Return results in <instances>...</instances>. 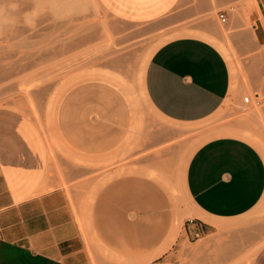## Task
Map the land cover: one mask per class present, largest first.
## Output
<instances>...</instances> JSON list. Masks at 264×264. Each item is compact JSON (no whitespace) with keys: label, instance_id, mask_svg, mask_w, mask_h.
<instances>
[{"label":"rangeland","instance_id":"rangeland-1","mask_svg":"<svg viewBox=\"0 0 264 264\" xmlns=\"http://www.w3.org/2000/svg\"><path fill=\"white\" fill-rule=\"evenodd\" d=\"M4 7L0 107L28 116L43 134L49 167L42 190L62 189L71 208L81 209L87 264L151 261L113 253L90 234L89 207L114 178L148 181L140 171L151 172L182 228L196 215L183 186L186 163L206 139L237 137L264 160V0H181L179 21L168 26L120 21L96 0H4ZM219 12L226 14L225 24ZM189 31L202 40L214 41L204 31L217 38L230 81L222 107L187 125L155 114L143 80L154 52ZM172 125L196 129L176 134ZM236 224L230 232L264 243V195Z\"/></svg>","mask_w":264,"mask_h":264},{"label":"crops","instance_id":"crops-1","mask_svg":"<svg viewBox=\"0 0 264 264\" xmlns=\"http://www.w3.org/2000/svg\"><path fill=\"white\" fill-rule=\"evenodd\" d=\"M96 1L128 23L168 26L180 18L175 9L181 0ZM191 34L162 44L143 80L155 114L187 125L222 107L230 81L217 38L209 31L204 34L214 41ZM195 126L172 125L170 132L186 133ZM48 161L37 125L13 108L0 107V264H87L81 209L71 208L62 189L42 190ZM147 179L124 175L98 192L87 212L98 245L150 258V264H264V243L229 230L264 195V160L253 145L232 136L208 138L188 157L183 186L196 215L182 228L174 222L167 194Z\"/></svg>","mask_w":264,"mask_h":264},{"label":"clouds","instance_id":"clouds-1","mask_svg":"<svg viewBox=\"0 0 264 264\" xmlns=\"http://www.w3.org/2000/svg\"><path fill=\"white\" fill-rule=\"evenodd\" d=\"M9 8L14 9L15 5L10 4ZM5 12H6V9L4 7V0H0V35L3 34V26L6 23V21L4 19H2L5 16ZM8 22H10V21H8Z\"/></svg>","mask_w":264,"mask_h":264},{"label":"bare ground","instance_id":"bare-ground-1","mask_svg":"<svg viewBox=\"0 0 264 264\" xmlns=\"http://www.w3.org/2000/svg\"><path fill=\"white\" fill-rule=\"evenodd\" d=\"M6 9V8H5ZM243 101H244V99H243ZM248 98H247V103H248ZM244 103H245V101H244ZM240 133H241V131H240ZM247 134V136H248V132L246 133ZM250 135H252V134H250ZM243 136V135H242ZM246 136V135H245ZM249 138H250V140H252L251 138H253L252 136H248ZM244 138H246V137H244ZM258 140H256V141H254V143L255 142H257ZM252 142H253V140H252ZM251 142V143H252ZM141 173H143V174H145V175H147L148 177H150V178H153L154 176H153V174L151 173V172H147V173H145V172H141ZM102 185V184H101ZM168 186V185H167ZM169 190V192L170 193H173L174 192V190L173 189H168ZM179 227V226H178ZM175 231V230H174ZM98 242V241H97Z\"/></svg>","mask_w":264,"mask_h":264},{"label":"built area","instance_id":"built-area-1","mask_svg":"<svg viewBox=\"0 0 264 264\" xmlns=\"http://www.w3.org/2000/svg\"><path fill=\"white\" fill-rule=\"evenodd\" d=\"M217 18H218V21L221 23V24H225L226 23V14L223 13V12H219L218 15H217ZM244 101L245 103H247V98H244Z\"/></svg>","mask_w":264,"mask_h":264}]
</instances>
